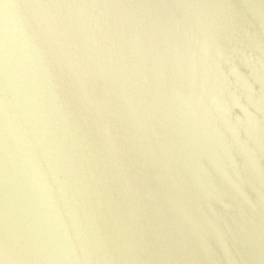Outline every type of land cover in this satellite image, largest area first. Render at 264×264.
Instances as JSON below:
<instances>
[{"label": "water", "instance_id": "95a60500", "mask_svg": "<svg viewBox=\"0 0 264 264\" xmlns=\"http://www.w3.org/2000/svg\"><path fill=\"white\" fill-rule=\"evenodd\" d=\"M0 264H264V0H0Z\"/></svg>", "mask_w": 264, "mask_h": 264}]
</instances>
